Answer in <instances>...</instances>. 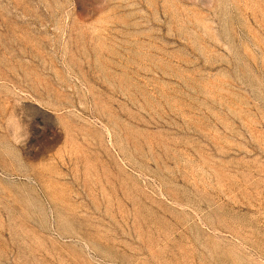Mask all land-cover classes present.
<instances>
[{"label": "rangeland", "instance_id": "374dc122", "mask_svg": "<svg viewBox=\"0 0 264 264\" xmlns=\"http://www.w3.org/2000/svg\"><path fill=\"white\" fill-rule=\"evenodd\" d=\"M0 264H264V0H0Z\"/></svg>", "mask_w": 264, "mask_h": 264}]
</instances>
